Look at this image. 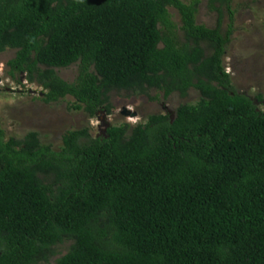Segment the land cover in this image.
Instances as JSON below:
<instances>
[{"label":"trees","instance_id":"obj_1","mask_svg":"<svg viewBox=\"0 0 264 264\" xmlns=\"http://www.w3.org/2000/svg\"><path fill=\"white\" fill-rule=\"evenodd\" d=\"M232 3L207 0L209 28L200 0H0V53L45 102L92 118L111 90L199 93L173 119L68 130L58 150L0 128V264H47L63 244L56 264H264V110L223 67ZM73 63L66 82L54 69Z\"/></svg>","mask_w":264,"mask_h":264},{"label":"rangeland","instance_id":"obj_2","mask_svg":"<svg viewBox=\"0 0 264 264\" xmlns=\"http://www.w3.org/2000/svg\"><path fill=\"white\" fill-rule=\"evenodd\" d=\"M232 8V32L225 49L223 67L235 90L254 100L258 109L264 110V0H233ZM169 13L179 26L176 10L169 8ZM196 23L209 28L216 25V14L208 10L207 0H200ZM228 23L227 15L223 14L222 31L226 30ZM14 55L15 50L11 49L0 53V128L5 139L21 140L28 132H36L41 144L58 150L61 137L68 130L88 127L91 135L96 136L102 135L109 125L127 123L133 126L144 123L152 114H164L173 119L179 105L194 104L199 99L194 88H190L185 96L174 92L167 98L154 89L144 93L111 90L108 93L112 108L110 114L100 111L89 118L83 111L71 108L72 97L45 102L44 95L40 94L44 93L42 88L36 83L26 82L25 74L14 73L12 77L6 62ZM54 70L61 79L72 82L77 74V64ZM257 95L262 97L261 102L255 100ZM123 108L136 115H122ZM67 246L61 245L59 254L51 257L47 264H56L55 260L66 252Z\"/></svg>","mask_w":264,"mask_h":264},{"label":"water","instance_id":"obj_3","mask_svg":"<svg viewBox=\"0 0 264 264\" xmlns=\"http://www.w3.org/2000/svg\"><path fill=\"white\" fill-rule=\"evenodd\" d=\"M40 94L42 95V93H40ZM263 103H264V101H263ZM121 114L124 115V116H128V115H130V116H132V117H134V116L136 115L135 113L130 112V111H128V110L125 109V108L122 109Z\"/></svg>","mask_w":264,"mask_h":264},{"label":"flooded vegetation","instance_id":"obj_4","mask_svg":"<svg viewBox=\"0 0 264 264\" xmlns=\"http://www.w3.org/2000/svg\"><path fill=\"white\" fill-rule=\"evenodd\" d=\"M8 67V66H7ZM9 68V67H8ZM10 70V69H9Z\"/></svg>","mask_w":264,"mask_h":264}]
</instances>
